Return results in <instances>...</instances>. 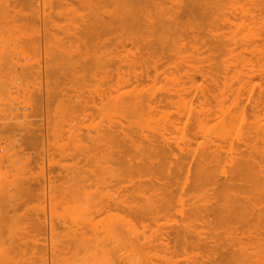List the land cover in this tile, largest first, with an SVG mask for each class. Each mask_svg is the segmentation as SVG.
I'll use <instances>...</instances> for the list:
<instances>
[{
  "label": "rangeland",
  "instance_id": "obj_1",
  "mask_svg": "<svg viewBox=\"0 0 264 264\" xmlns=\"http://www.w3.org/2000/svg\"><path fill=\"white\" fill-rule=\"evenodd\" d=\"M0 1V264H264V101L227 98L264 94L229 84L246 0Z\"/></svg>",
  "mask_w": 264,
  "mask_h": 264
},
{
  "label": "bare ground",
  "instance_id": "obj_2",
  "mask_svg": "<svg viewBox=\"0 0 264 264\" xmlns=\"http://www.w3.org/2000/svg\"><path fill=\"white\" fill-rule=\"evenodd\" d=\"M127 2L129 1L130 2V0H126ZM125 0H124V3L126 2ZM136 1V5H137V3H141L142 2V0L140 1V0H135ZM134 1V2H135ZM140 1V2H139ZM146 1V0H145ZM245 1V0H244ZM122 2V1H121ZM3 3H6L5 1H3V2H1L0 1V17H4V18H6L7 20H5V24H6V21H8V18H10L8 15H9V10H8V8H7V6H6V4H3ZM123 3V4H124ZM145 3V2H144ZM224 3H226V2H223V4ZM244 3V2H243ZM259 3L260 2H258L257 0H246V2L244 3V5L245 6H240V8H238V12H239V14H238V16L237 17H232L231 19H233V20H229L228 18H227V20H225L226 22H230V24L232 25V28L231 29H233V27H234V29H240V33L236 36L235 35V38L236 39H234L233 41L231 40L233 37H229V38H231L230 39V46H231V48H230V51H237V49H238V53H239V51H240V55H239V58H237L236 60H235V62H233V64H231V67L234 69L233 71H232V75L231 76H229L228 78H230V81H231V83H229L230 85H233V84H237L239 87H241L243 84H247L248 85V87H252L253 85H254V83H253V78L256 76V74H258V73H260V72H263L264 73V63H260V61L264 58V47L262 46V42L264 41V28H259V27H257L258 26V24H257V22H258V18H257V16L255 15V12L258 10L257 8V6H259ZM263 3V2H262ZM126 4V3H125ZM124 4V6H126ZM222 4V3H221ZM225 5V4H224ZM223 5V6H224ZM220 6V5H219ZM221 7V9H222V5L220 6ZM242 7V8H241ZM235 9V8H234ZM8 11V12H7ZM235 12H237V10L235 11ZM127 14L126 15H129L128 14V12H126ZM129 13H130V11H129ZM12 14V13H11ZM124 15V14H123ZM7 16H8V18H7ZM125 16V15H124ZM11 17H12V15H11ZM129 17H130V15H129ZM223 17V16H222ZM225 17V16H224ZM1 18V19H2ZM223 19V18H222ZM221 19V20H222ZM14 20V19H13ZM3 21V20H2ZM2 21L0 22V23H2ZM15 21V20H14ZM224 21V22H225ZM4 22V21H3ZM10 22V21H9ZM225 22V23H226ZM11 23H13V21L11 22ZM15 23V22H14ZM2 24H4V23H2ZM227 24V23H226ZM10 25V24H9ZM12 26H13V24H12ZM12 26L10 27L9 26V30L11 31V28H12ZM261 26H264V24L263 25H261ZM13 27H15V26H13ZM8 28V27H7ZM1 29V28H0ZM2 29H6V28H2ZM2 29L0 30V31H2ZM12 29H14V30H18V29H16V27L15 28H12ZM230 29V31H232ZM8 31V30H7ZM4 32V31H3ZM6 32V31H5ZM4 32V33H5ZM13 32V31H12ZM234 32V31H233ZM232 32V34H234ZM237 32H238V30H237ZM10 33V32H9ZM17 33V32H16ZM20 33V32H19ZM5 34H7V36H13V35H10V34H8V33H5ZM5 34H4V37H5ZM0 35H1V32H0ZM230 35H231V32H230ZM229 35V36H230ZM6 36V38H11L12 39V37H7ZM1 37H3V35H1ZM1 39H3V38H0V40ZM5 40V39H4ZM229 41V40H228ZM232 41V42H231ZM13 42H15L14 40H13ZM12 42V43H13ZM5 43V42H4ZM4 43H3V45H4ZM7 43H9L8 41H7ZM7 43H5V45L2 47V48H0V49H3L4 47L7 49L8 47H9V51H8V49L7 50H2L3 52L5 51V52H7V53H12V52H14L13 51V48H11V47H13L14 46V44H12V46L10 47V46H8L7 45ZM6 45L8 46V47H6ZM0 46H2V44H1V42H0ZM16 46V45H15ZM59 47V46H58ZM16 48V47H15ZM60 48V47H59ZM62 49V48H61ZM61 49H60V51H61ZM2 51L0 52V55L2 54ZM10 51H12V52H10ZM59 51V52H60ZM56 52V51H55ZM7 53H5L7 56H8V54ZM244 53H248V55H250L251 57H253L254 59H255V62L256 63H253V62H251V61H248L246 58H244L243 57V55H241V54H244ZM4 53L2 54V55H4V58H5V55ZM15 54H16V52H15ZM60 54H61V52H60ZM60 54H58L57 53V56L59 55L60 56ZM64 54V53H63ZM1 55V56H2ZM10 55V54H9ZM62 55V54H61ZM0 56V59L1 60H4L2 57ZM12 56H14V55H12ZM12 56H10V58H8L9 60L11 59V57ZM29 58V57H28ZM6 59V58H5ZM19 59V58H18ZM18 59H17V61H18ZM23 59V58H22ZM32 59L33 58H31V60H27V62L28 61H31L30 62V64L32 63V64H34L33 63V61H32ZM34 60V59H33ZM11 61V60H10ZM13 61H15V60H13ZM17 61H15L16 63H17ZM2 62H6V61H2ZM1 62V63H2ZM19 62V61H18ZM22 62V61H21ZM23 62H25V61H23ZM27 62H25V63H27ZM20 63V62H19ZM29 63V62H28ZM28 63H27V65H28ZM260 63V64H259ZM4 64V63H3ZM15 64V63H14ZM24 64V63H23ZM22 64V65H23ZM37 64V63H36ZM9 65V64H8ZM13 65V64H12ZM16 65V64H15ZM19 65V64H18ZM20 66L19 65V67L21 68H24V66ZM26 65V64H25ZM4 66H7V63H5V65ZM14 66V65H13ZM29 66H31V65H29ZM33 66V65H32ZM36 65L34 64V66H33V68L35 67ZM28 67V66H27ZM25 69V68H24ZM27 69H29V68H26L25 70H27ZM31 70V69H30ZM224 70H227V67L225 66L224 67ZM28 71V70H27ZM245 80V81H244ZM226 92L227 91H225L224 92V94H226ZM229 92H231L230 94H229V96H227V98L228 97H230V95H232L231 97V99H233L234 101H238L239 102V100H241V99H245V101L246 100H254L255 101V103L257 104V101L259 102L260 101V103L261 102H263L264 101V94L262 93V94H260V95H257L256 97H253L251 94H246V95H244V94H242V92H240V91H236V92H234V91H228V93ZM125 95H127V94H125ZM125 95H123V97H125V98H123L122 99V96L119 98V99H121L120 101L123 103V101H125V103H126V101H128L127 102V107H128V109H129V111H131V110H134V111H136V112H138L139 110H140V108H141V106H142V104H145L146 102H145V100L142 102L138 97H136V96H129V95H131V94H128L127 95V97L125 96ZM136 95V94H135ZM117 98V99H118ZM127 98H130V99H128V100H124V99H127ZM133 98V99H132ZM138 98V99H137ZM166 98V97H165ZM167 98L168 99H171V98H169L168 96H167ZM148 97H147V102H149V103H151V105H152V103L154 104V102H155V100L154 99H152V98H150V100L148 101ZM152 99V100H151ZM157 99V98H156ZM224 99H226L225 97H224ZM230 99V98H229ZM230 99V100H231ZM100 100V99H99ZM130 100H132V101H130ZM160 100H161V102H162V98H160L159 99V97H158V102H160ZM119 101V102H120ZM153 101V102H152ZM167 101V100H166ZM165 101V102H166ZM171 101V100H170ZM232 101V100H231ZM145 102V103H144ZM160 102V103H161ZM163 102H164V98H163ZM164 102V103H165ZM169 102V101H168ZM160 103H158V105H160ZM170 103H172V102H170ZM235 103V102H234ZM254 103V102H253ZM129 104V105H128ZM147 104V103H146ZM165 104H168L167 102L165 103ZM119 105H121V107H123V104H120V103H118V106L116 105V107H118V109L120 110L121 108H120V106ZM125 105V104H124ZM131 105V107L129 108V106ZM132 105H135L136 107H137V105H139L137 108H134ZM141 105V106H140ZM236 105V104H235ZM255 105V104H254ZM125 106V107H126ZM146 106V105H145ZM144 106V107H145ZM256 106V105H255ZM140 107V108H139ZM147 107H148V104H147ZM149 107H150V105H149ZM149 107H148V109H149ZM152 107H154L153 105H152ZM152 107H150L151 109L150 110H152L153 108ZM139 108V110H137ZM143 108V107H142ZM141 108V109H142ZM238 108V107H237ZM241 109V108H240ZM154 110H155V108H154ZM121 111V110H120ZM128 111V110H127ZM135 113V112H134ZM229 113V112H228ZM14 114V113H13ZM223 115L224 116H222V118L224 119V121L226 120H228V118H229V114H228V118L226 117L227 116V113L225 114V113H223ZM226 115V116H225ZM231 116V115H230ZM225 117H226V119H225ZM231 117H233V116H231ZM234 118V117H233ZM229 120H231V118H229ZM228 120V122H226L227 123V125L225 124V122H224V125L227 127L228 126V124L230 125V122H231V124H232V122L233 121H229ZM164 122V121H163ZM171 122V121H170ZM222 123V122H221ZM170 125L172 124V122L171 123H169ZM168 124V125H169ZM163 124H161L160 126H162ZM110 126V125H109ZM154 126H155V124H154ZM167 126V125H166ZM222 126V125H221ZM225 126H223L222 128H223V130L222 131H220V130H218V131H220V132H224V134L226 135V133H228V132H230V130L228 131V129H227V132H226V130L224 131V128H225ZM168 127V126H167ZM166 127V128H167ZM170 127V126H169ZM171 127H173V126H171ZM229 127H231V125L229 126ZM113 128V127H112ZM157 129V131H151V132H156L155 134H157L158 136L160 135V133L158 134L157 132H160L161 131V129H160V131H158V129L159 128H156ZM168 129V128H167ZM110 130V129H109ZM108 130V131H109ZM253 130V129H252ZM264 130V129H263ZM165 130H163V132H164ZM215 131L217 132V129H215ZM256 132L254 133V134H256L257 132H259V131H261L260 129H258V131L257 130H255ZM112 132V131H111ZM226 132V133H225ZM253 132V131H252ZM231 133V132H230ZM230 133H228V136H229V134ZM261 133V134H260ZM264 133V132H263ZM263 133L262 132H259V136L260 137H258V135H256L257 137H256V139H255V144H256V141H258V140H260L259 141V143L258 144H260L261 143V139H263V141H262V143L264 142V136H263ZM107 134L108 135H111L110 133H108L107 132ZM106 133H105V135H107ZM217 134H218V132H217ZM218 135H220V133L218 134ZM221 135H223V134H221ZM248 135V134H247ZM246 135V136H247ZM112 136V135H111ZM162 136V135H161ZM217 135H215V137H216ZM224 136V135H223ZM228 136L226 137V138H228ZM263 138H262V137ZM101 137V136H100ZM123 137V136H122ZM212 137H213V135H212ZM211 137V138H212ZM218 137V136H217ZM249 136H247V138H248ZM251 137V136H250ZM102 138H105V137H102ZM107 138V140L110 138H108V137H106ZM105 138V139H106ZM255 138V137H254ZM104 139V140H105ZM111 139H112V137H111ZM243 139H245V137L243 138ZM125 140V138H123V141ZM182 140V139H181ZM180 140V141H181ZM221 140H225V139H221ZM250 140V139H249ZM121 141H122V139H121ZM126 141H129V139L128 140H126ZM178 142V143H181V142ZM187 142H188V140H186ZM186 141H184L183 140V142L182 143H185L186 144ZM216 141H218L219 142V140H217V138H216ZM222 141V142H223ZM243 141H245V140H243ZM251 141L252 140H250V143H251ZM132 142V141H131ZM162 142V141H161ZM163 142H164V140H163ZM162 142V143H163ZM222 142H220V143H222ZM240 142H241V139H240ZM239 142V143H240ZM245 142H247V140L245 141ZM209 143H211V142H209ZM224 144H225V142H223ZM227 143V142H226ZM229 143V142H228ZM247 143H249V142H247ZM250 143H249V145H250ZM261 143V144H262ZM134 143H131V146H134L133 145ZM153 144H158L156 141H154V143ZM152 144V146H154ZM233 144V143H232ZM232 144H231V146H232ZM241 144V146L240 147H243V149H244V146H242L243 145V143H240ZM253 144V143H252ZM258 144H256V145H258ZM260 144V145H261ZM98 145V144H97ZM180 145V144H179ZM182 145H184V144H182ZM227 145V144H226ZM248 144H246L245 145V147H247L248 149H249V147L247 146ZM264 145V144H263ZM147 146V145H146ZM158 146V145H157ZM156 146V147H157ZM206 146V145H205ZM212 147H213V145H211ZM229 146H230V144H229ZM239 145H237V147H238ZM142 147V146H141ZM140 147V148H141ZM208 147H210V145H208L207 147H205L206 149L208 148ZM212 147H210V148H212ZM240 147H238V148H240ZM251 147H252V145H251ZM259 147H261V146H259ZM148 148V147H147ZM146 148V149H147ZM150 148V147H149ZM148 148V149H149ZM186 148V147H185ZM189 148V147H188ZM205 148H202V149H205ZM246 148V149H247ZM253 148H254V146H253ZM252 148V149H253ZM258 149V147L256 146L255 147V149ZM263 148V147H262ZM138 149V148H137ZM146 149H144V150H146ZM153 149V148H152ZM152 149H150V150H152ZM180 149H181V147H180ZM206 149H205V151H206ZM209 149V148H208ZM241 149V148H240ZM246 149H244L243 151H246ZM139 150V149H138ZM143 150V149H142ZM143 150V151H144ZM188 149H186V151H187ZM190 150V149H189ZM140 151L141 150H139V153H140ZM202 151V150H201ZM212 151V150H211ZM210 151V152H211ZM253 151V150H252ZM183 152H184V147H183ZM203 153H201L202 154V156H203V158H206L205 156H207V158H206V160L205 161H207L208 162V153L207 152H209L208 150L206 151V153L204 152V150L202 151ZM209 152V153H210ZM214 152V151H213ZM247 152V151H246ZM187 153V152H186ZM205 153V154H204ZM248 153V152H247ZM142 154H143V152H142ZM204 154V155H203ZM249 154V153H248ZM253 153L250 151V155H252ZM185 155H188V154H185ZM214 155V154H213ZM245 155V154H244ZM250 155H248V158H249V156ZM246 156V155H245ZM244 156V157H245ZM198 157V156H197ZM243 157V156H242ZM243 157V158H244ZM252 157H254L253 155H252ZM251 157V158H252ZM201 158V160H202V157H200ZM213 158V157H212ZM212 158H211V160H212ZM199 159V158H198ZM238 160H239V158H237ZM241 159V158H240ZM247 159V158H246ZM253 159V158H252ZM210 160V159H209ZM210 160V161H211ZM238 160H237V162H238ZM251 160V159H250ZM249 160V161H250ZM209 161V162H210ZM236 161V160H235ZM240 161H242L243 162V165H244V161L241 159ZM246 162H247V160H245ZM248 161V162H249ZM254 161V160H253ZM197 162H199V161H197ZM212 162V161H211ZM242 162H240V163H242ZM250 162H252V161H250ZM201 163V162H200ZM203 163V162H202ZM254 164H255V162H253ZM204 164V163H203ZM202 164V165H203ZM206 164V163H205ZM204 164V167H206L207 165H205ZM234 162H233V166H234ZM197 165V164H196ZM241 165V164H240ZM240 165H239V167H240ZM246 165V164H245ZM177 166H179V165H177ZM235 166H237V163H236V165ZM256 166V165H255ZM257 166H259V165H257ZM198 167L199 168H203V169H205L203 166H201V164L200 165H198ZM232 167V166H231ZM241 167L243 168V166L241 165ZM240 167V168H241ZM206 168H208V166L206 167ZM236 168V167H235ZM234 168V169H235ZM199 170H201V171H203L202 169H199ZM208 170V169H207ZM241 169H239V170H237V174H238V172L240 171ZM243 170V169H242ZM249 170H252L251 169V167H250V169ZM255 170V169H254ZM254 170H253V172H254ZM206 170H204L203 171V174H207V172L206 173H204ZM235 171V170H234ZM231 172H233V167H232V170H231ZM236 172V171H235ZM243 172V171H242ZM241 172V173H242ZM208 173L210 174V171H208ZM233 175H234V173H232ZM237 174H235V175H237ZM211 175V174H210ZM231 177H232V175H231ZM235 177V176H234ZM233 177V178H234ZM239 177V176H238ZM237 177V178H238ZM220 178V177H219ZM240 178V177H239ZM203 180V179H202ZM205 180V179H204ZM234 180L235 179H233V182H234ZM200 182H202V181H200ZM207 182V181H206ZM217 182V180L213 183V184H215ZM222 182V181H221ZM227 182V181H226ZM225 182V183H226ZM198 183V182H197ZM203 183V182H202ZM220 183V182H219ZM232 183V182H231ZM237 183H238V181H237ZM199 184V183H198ZM218 184V183H217ZM221 184V183H220ZM233 184V183H232ZM227 185V184H226ZM198 186V185H197ZM229 186V185H228ZM238 187V186H237ZM224 188L226 189V187H225V185H224ZM224 188H222V189H224ZM236 188V187H235ZM230 189V188H229ZM47 193V192H46ZM51 197H52V195H51ZM50 197V198H51ZM87 202H85V203H87V204H89L90 202L88 201V200H86ZM89 202V203H88ZM100 203H101V201H100ZM99 203V204H100ZM92 204V202L88 205V207H90V205ZM82 205H84V204H82ZM92 206H94V208H95V204H92ZM83 207V206H82ZM82 207H80V208H82ZM84 207H87L86 205H84ZM100 207V206H99ZM102 207V206H101ZM91 208V207H90ZM85 209V208H84ZM83 209V210H84ZM92 209H93V207H92ZM92 209H90V210H92ZM148 209H150V207L148 208ZM147 209V210H148ZM82 210V209H81ZM80 210V211H81ZM99 209L97 208V210L96 211H98ZM154 210V209H153ZM152 210V208H151V211H153ZM150 211V210H149ZM150 211V212H151ZM193 211V212H192ZM196 211V210H195ZM200 211V210H199ZM88 212H90L89 210H88ZM88 212H85L84 211V213H83V211H82V213L83 214H85V215H83V216H88L89 214H88ZM191 212L193 213V214H195L196 212H194V210H193V208H192V210H191ZM198 212V211H197ZM90 213H92V212H90ZM188 213H189V211H188ZM192 213H190L189 215L187 214V216H188V219H186V221L188 222V221H190V215L192 214ZM201 213V212H200ZM199 213V214H200ZM86 214H88V215H86ZM151 214V213H150ZM198 213H196V215H194V217H195V219L197 220V218L199 217L198 215H197ZM196 216H197V218H196ZM191 217L192 218H194L192 215H191ZM202 218V217H201ZM263 225V224H262ZM262 227H264V226H262ZM112 228V227H111ZM116 228H118V226L116 227ZM116 228H115V231H116ZM114 229V228H113ZM112 229V230H113ZM120 230H121V228H120ZM261 230H262V228H261ZM110 231V230H109ZM114 231V232H115ZM118 231V230H117ZM116 231V232H117ZM260 232H262L263 233V231H260ZM110 233H112V232H110ZM120 233V232H119ZM114 234H116V233H114ZM245 234H246V232H245ZM251 234V233H250ZM122 236L121 237H123L124 238V234H123V232H122V234H121ZM117 236V235H116ZM117 237H119V236H117ZM93 239H95L96 240V238H93ZM98 239V238H97ZM119 239V238H118ZM91 240V239H90ZM94 240V241H95ZM100 239H98V241H96V242H100L99 244H101L102 242L101 241H99ZM262 240V239H261ZM96 242H95V247H96ZM97 243V247L98 246H100V248L102 247L103 248V245L101 246V245H99ZM259 244V243H258ZM258 247V246H257ZM259 248V247H258ZM97 250H98V248H97ZM98 251H101V249L100 250H98ZM260 251V250H259ZM103 252H105V251H103ZM103 252L101 251V254H103ZM110 252H108V254H109ZM260 253H261V251H260ZM264 253V252H263ZM107 254V253H106ZM107 254V255H108ZM99 256H100V254H99ZM104 256V255H103ZM103 256H101L102 258H103ZM261 256V255H260ZM260 256H258V258L260 257ZM104 258H106V260L108 259L107 258V256L105 257L104 256ZM103 258V259H104ZM264 259V258H263ZM110 259H108V261H109ZM111 262V261H110ZM110 262H109V264H110ZM259 262H261V261H259Z\"/></svg>",
  "mask_w": 264,
  "mask_h": 264
}]
</instances>
